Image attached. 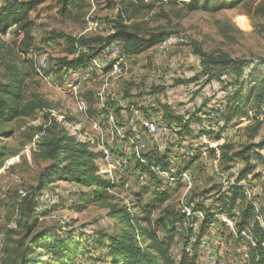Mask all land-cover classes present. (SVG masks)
Here are the masks:
<instances>
[{
    "label": "rangeland",
    "instance_id": "1",
    "mask_svg": "<svg viewBox=\"0 0 264 264\" xmlns=\"http://www.w3.org/2000/svg\"><path fill=\"white\" fill-rule=\"evenodd\" d=\"M143 3L151 5L73 0L62 12L60 0H42L27 12L26 23L0 31V77L11 64L28 72L22 102L38 94L53 112L72 117L66 119L71 127L59 123L58 129L74 135L77 124L87 133L94 143H85L99 154L98 172L113 183L109 197L97 202L89 200L90 189L72 181L50 183L35 195V218H25L20 200L49 162L41 152L58 131L53 128L57 119L35 110L3 124L0 128L12 133L0 135V264H18L22 245L29 248V264H119L111 262L104 245L107 235L127 227L113 216L123 206L141 226L155 228L159 237L171 236L169 254L176 262L185 253L194 264H252L255 246L245 236L256 240V227L264 224V147H253L247 161L233 154L264 141V101L256 105L247 99L264 87L259 84L264 65L237 93L230 74L222 82L199 75L201 58L194 48L264 60V12H254L264 1L240 0L214 12L193 0ZM119 22L142 36L162 32L163 39L138 54L114 40L113 48L104 43L90 57L98 45L66 39L106 37ZM82 55L77 66L57 65L58 58ZM234 94L239 97L232 103L228 96ZM75 105L83 110L76 112ZM149 118L162 134L147 131L143 122ZM238 179L246 180L245 195L229 185ZM235 193L243 197H236L238 204L231 202ZM173 215L180 218L175 221ZM207 216L211 221L204 223ZM130 222L136 226L132 217ZM27 226H32L29 233ZM65 238L78 247L62 259L52 245Z\"/></svg>",
    "mask_w": 264,
    "mask_h": 264
},
{
    "label": "trees",
    "instance_id": "2",
    "mask_svg": "<svg viewBox=\"0 0 264 264\" xmlns=\"http://www.w3.org/2000/svg\"><path fill=\"white\" fill-rule=\"evenodd\" d=\"M42 0H4L0 6V31L5 30L10 24L26 23L25 17L27 12L34 6L38 5ZM199 6L204 11L214 12L221 8L234 7L240 0H193V3ZM264 1V0H263ZM130 8L137 6H150L151 4L143 2H135L134 0H122ZM173 2V1H172ZM61 11L65 12L73 0H60ZM189 7L191 5L187 4ZM258 5V4H257ZM255 6L254 12H264V6ZM162 32H153L147 36H142L136 31H132L127 26L120 22L116 26L114 32L108 34L106 37L93 38H74L66 37L69 43L78 42L80 45L89 46L91 44L98 45L93 48L92 53L87 57L92 56L99 51L102 44L112 40H120L125 50L130 54H138L145 49L159 43L163 39ZM194 52L201 58L199 75L205 76L206 82L224 81L222 77L225 74L233 76V83L237 86V93L241 90L244 81L249 79L254 81L260 67L264 65V60L258 58H233L227 53L210 54L203 51L199 46L194 48ZM83 62V55L77 58L68 59L67 57L58 58L57 65L77 66ZM28 72L18 69L14 64L6 65V72L0 77V127L3 124L9 123L15 118L24 117L33 113L35 110H40L44 116L51 117L52 120L56 118L47 111L50 109V103L39 96L32 94V98L26 102H22L24 81L28 76ZM264 80L259 83L262 85ZM228 82L225 86H230ZM252 90V88H251ZM250 92L248 101L253 100L256 105H260L264 101V87L260 86L256 92ZM228 101L234 103L238 101L239 94L228 96ZM241 103L237 104L236 110L233 113H238ZM66 119L71 120L72 117L65 116ZM56 121V120H55ZM260 125V122L258 123ZM59 127V122H55L53 128ZM52 131H54L52 129ZM12 130H3L0 128V135H10ZM43 145V144H42ZM261 149L264 147V141L257 144L246 146L239 152H235L234 156L242 157L247 161L246 153L252 148ZM42 158L49 162L39 171L37 184L32 187L30 192H27L20 200V213L25 218H33L36 213L37 201L35 200L36 193L40 192L46 185L56 182L58 180L72 181L82 187L90 189L89 200L91 202L103 201L109 197L108 188L113 186V183L104 178L98 172V167L95 164V159L98 158V152L93 151L85 142L77 140L74 135L67 134L63 128H59L54 132L48 143L43 145L41 152ZM3 152L0 151V157ZM236 197L243 198L236 193L232 196L231 202ZM114 211L115 206L111 207ZM119 216V222L127 226L119 234L107 235V253L111 258L112 263L119 264H194L193 257L183 253L179 261H174L169 254L172 243L171 236L159 237L155 228H147L141 226L138 219L131 216L129 210L123 206L116 210L113 216ZM175 221L180 217L173 215ZM134 219L136 226L130 222V218ZM35 218V217H34ZM245 218V216H244ZM143 220V218H141ZM149 221V218H144ZM144 220V221H145ZM143 221V222H144ZM161 222L162 219H160ZM211 219L207 216L204 223L210 222ZM32 226H27V232H30ZM137 228V229H136ZM138 232H137V231ZM28 232V233H29ZM256 247L252 249L251 260L252 264H264V248L261 243L264 241V232L256 227ZM41 232L39 231L38 234ZM136 234L143 237L145 244H141L136 239ZM46 238H50L49 234H45ZM72 241L68 238L58 239L52 245L55 249L54 253L59 258H64L65 254H69L74 247H70ZM102 244V243H101ZM27 246L21 247L19 250L20 260L18 264H29L31 258H27Z\"/></svg>",
    "mask_w": 264,
    "mask_h": 264
},
{
    "label": "built area",
    "instance_id": "3",
    "mask_svg": "<svg viewBox=\"0 0 264 264\" xmlns=\"http://www.w3.org/2000/svg\"><path fill=\"white\" fill-rule=\"evenodd\" d=\"M135 2H143V1H147V0H134ZM1 33V32H0ZM4 33V32H3ZM3 33H1V34H3ZM109 43V45L106 47V48H113L115 45H116V41H114V40H112V41H110V42H108ZM92 60L93 59H90L89 61H91L92 62ZM40 63H43V59L42 60H40ZM71 67V66H70ZM64 69L65 70H70V71H72V73H74V72H76V71H79V69H72V68H68L67 66H64ZM89 82V81H88ZM76 106V105H75ZM83 109L80 107V106H76L75 107V111L77 112V111H82ZM49 113H50V115H52V116H54L56 119H57V121L59 122V123H61L63 126H68V127H71V125L72 124H69L68 123V121L66 120V118H65V115H62V114H56V112H53L52 111V109L50 108V109H48L47 110ZM139 112L136 110L135 111V115L136 114H138ZM143 124H145V127H146V129H147V131L149 132V133H151V134H162V130L160 129V127L156 124V123H153V120L152 119H148V120H144V122H143ZM71 133L72 134H74V136L75 137H77V140H79V141H82V142H87V143H89V144H91V145H93L92 143H94V140L93 139H91V138H89V137H87V136H85V134H87V133H82V131L80 130V129H78L77 128V124L75 125V126H73L72 127V129H71ZM137 139H139V135L137 134L136 136H135ZM105 167H107L106 169H105V171L106 172H110L111 170H112V168L110 167V165H109V163L108 164H106L105 165ZM158 169V168H157ZM232 169H235V167L234 166H232L228 171H232ZM236 180V179H235ZM235 180L232 182V184H229L230 185V187L231 186H234L236 189L237 188H241V189H243V194L245 195L246 193H248V192H246L244 189L247 187V185H246V180H243V179H238V181H236V183H235ZM225 183V182H224ZM226 184V183H225ZM232 190V189H231ZM233 191V190H232ZM236 200V199H235ZM234 200V201H235ZM236 202V201H235ZM237 203V202H236ZM238 204V203H237ZM234 213H235V215H237L239 212L237 211V210H235L234 211ZM260 214H258V216H259ZM257 219H259V217L257 218ZM259 229L262 231V232H264V224L262 223V222H260L259 223ZM241 234H245V231L244 230H241ZM249 234L252 236V232L250 231L249 232ZM246 237V239L251 243V245H253V246H255L256 247V240L254 239V238H252V237H249L248 235L247 236H245ZM136 239L138 240V242L140 241V237L137 235L136 236ZM202 248H204V249H209V247H211L210 245L208 246V245H200ZM261 247L262 248H264V241L261 243ZM245 256H246V254H245Z\"/></svg>",
    "mask_w": 264,
    "mask_h": 264
}]
</instances>
